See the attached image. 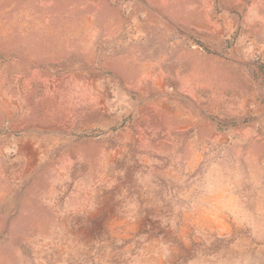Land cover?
I'll use <instances>...</instances> for the list:
<instances>
[{
  "label": "rangeland",
  "instance_id": "1",
  "mask_svg": "<svg viewBox=\"0 0 264 264\" xmlns=\"http://www.w3.org/2000/svg\"><path fill=\"white\" fill-rule=\"evenodd\" d=\"M0 264H264V0H0Z\"/></svg>",
  "mask_w": 264,
  "mask_h": 264
}]
</instances>
